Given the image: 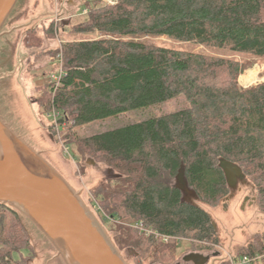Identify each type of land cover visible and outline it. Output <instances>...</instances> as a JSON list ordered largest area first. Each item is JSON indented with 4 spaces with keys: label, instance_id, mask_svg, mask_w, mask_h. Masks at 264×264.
Listing matches in <instances>:
<instances>
[{
    "label": "trees",
    "instance_id": "16d2710c",
    "mask_svg": "<svg viewBox=\"0 0 264 264\" xmlns=\"http://www.w3.org/2000/svg\"><path fill=\"white\" fill-rule=\"evenodd\" d=\"M98 1L85 8L88 14L72 32L101 37L50 51L42 50L39 38L25 41L37 63L62 54L58 84L45 82L38 100L45 113L61 115L50 130L116 173L89 201L104 212L96 211L116 247L131 250L136 264H174L180 239L188 243L186 253H219L217 228L200 204L214 207L229 195L222 160L241 168L264 213V83L241 86L250 63L237 58L264 59V0ZM60 26L67 29L52 21L47 37L54 39ZM160 37L214 53L153 41ZM180 95L190 103L184 110L88 137L77 134L81 126ZM179 176L193 192L189 199L175 184ZM24 219L0 204V264H13L15 255L19 264L34 258ZM140 224L151 233L140 231ZM236 257L264 264V232Z\"/></svg>",
    "mask_w": 264,
    "mask_h": 264
},
{
    "label": "rangeland",
    "instance_id": "374dc122",
    "mask_svg": "<svg viewBox=\"0 0 264 264\" xmlns=\"http://www.w3.org/2000/svg\"><path fill=\"white\" fill-rule=\"evenodd\" d=\"M102 4L114 5L116 0H101ZM114 2V4L110 3ZM98 0H19L12 14L3 27L5 33L0 39V115L31 118L36 124L45 140L56 147L55 153L66 172L69 180L74 186L81 189V193L86 205L101 222L94 208L90 205L89 198L91 192L109 178L115 177L116 173L102 163H97L91 157H82L71 145H64L63 141L55 138L50 130V126L55 124L49 113H45L39 106L38 100L44 96L42 85L51 81L57 74V58L53 56L43 62L37 63L33 56V50L28 49L25 41L40 39L43 41L42 50H60L63 42L75 39H96L101 37L99 32L88 34H74L73 26L83 21V9L93 7L98 4ZM89 10V9H88ZM89 12V11H88ZM63 23V27L55 30V38L49 39L46 30L52 21ZM33 29L36 34L31 33ZM31 33V34H30ZM160 45L176 46L214 53L212 49L203 46H192L191 44H178L165 37L153 40ZM19 51H23L22 56L26 58L24 68L20 67ZM239 60L250 63L247 70L240 76L239 83L243 87H251L264 83V59L252 58L249 56H237ZM251 70H255L256 79L247 84L242 78L248 76ZM248 71L247 75H244ZM55 72L52 76L51 74ZM45 76L35 78L38 74ZM190 106L184 95L177 96L166 102L151 105L145 108L130 111L118 117L99 120L77 129L80 137H88L102 132L110 131L139 121L147 120L151 117H158L165 114L184 110ZM59 132L57 131V134ZM61 138V135H60ZM175 184L180 186L179 178ZM189 199L192 195L186 193ZM210 215L217 228L220 241L218 248L219 256L212 257L214 253H208L210 260L208 264H223L228 262V256L236 257L238 251L252 240L255 234L264 232V213L259 209L253 186L246 181H239L238 185L230 190L229 195L217 206L201 205ZM97 209V208H95ZM113 221V220H110ZM28 229L31 241L34 244L35 256L29 259L26 264H38L37 255L40 248L36 243L30 228ZM102 223V222H101ZM103 225V224H102ZM108 231V227L103 225ZM109 232V231H108ZM112 238V236H111ZM188 243L182 241L178 247V257L174 264H187L183 257ZM123 258L129 264H136L134 253L129 249L120 250ZM27 255V252H23ZM19 255H15L13 264H19L16 260Z\"/></svg>",
    "mask_w": 264,
    "mask_h": 264
},
{
    "label": "water",
    "instance_id": "95a60500",
    "mask_svg": "<svg viewBox=\"0 0 264 264\" xmlns=\"http://www.w3.org/2000/svg\"><path fill=\"white\" fill-rule=\"evenodd\" d=\"M18 1L9 0L0 15V39ZM55 149L31 118L0 115V204L25 218L40 248L38 264H129L69 180ZM220 167L231 189L245 178L231 162L222 160ZM179 181L193 195L183 176ZM185 260L207 264L210 256L190 254Z\"/></svg>",
    "mask_w": 264,
    "mask_h": 264
},
{
    "label": "built area",
    "instance_id": "2783aa9c",
    "mask_svg": "<svg viewBox=\"0 0 264 264\" xmlns=\"http://www.w3.org/2000/svg\"><path fill=\"white\" fill-rule=\"evenodd\" d=\"M110 3H112V2H110ZM112 4H114V2ZM82 13L84 15H86L88 13V10L85 9V10H83ZM22 53H23V51H19V53H18L19 56L18 57H19L20 67L23 69L24 65L26 63V58L22 56ZM57 60H58V63L61 64V61H62V54L61 53L58 55ZM62 74H63V72H62V68L60 66L58 74H56V75H54L52 77V81H56L57 84H58L59 78L61 77ZM49 117L53 118L54 121H55L56 126H58L57 125V120L61 117L60 113L55 111V110H53L52 112L49 113ZM57 130H58V127H57ZM96 208H97L96 210H97L98 213L104 214V212L102 211V209H100V207H96ZM108 220H112V219L108 218ZM138 228L140 229V231L146 232L147 234L151 233L147 229H144L141 224L138 225ZM182 241H184V240L180 239L179 240V244ZM257 259L258 258H252V257H233V256H228V263L229 264H253Z\"/></svg>",
    "mask_w": 264,
    "mask_h": 264
},
{
    "label": "bare ground",
    "instance_id": "6f19581e",
    "mask_svg": "<svg viewBox=\"0 0 264 264\" xmlns=\"http://www.w3.org/2000/svg\"><path fill=\"white\" fill-rule=\"evenodd\" d=\"M9 0H0V15L6 8V5L8 4ZM256 79V72L255 70H251L248 74V76L242 78L241 80L245 81L247 84H251Z\"/></svg>",
    "mask_w": 264,
    "mask_h": 264
},
{
    "label": "flooded vegetation",
    "instance_id": "af4514ba",
    "mask_svg": "<svg viewBox=\"0 0 264 264\" xmlns=\"http://www.w3.org/2000/svg\"><path fill=\"white\" fill-rule=\"evenodd\" d=\"M190 254H196V253H187V255H185V256L183 257V261H184L185 263H187V264H194V262L191 261V260H189V261L185 260L186 257H187L188 255H190ZM202 255H204V256H209V255H207V254H202ZM210 259H211V258H210ZM207 264H208V263H207Z\"/></svg>",
    "mask_w": 264,
    "mask_h": 264
}]
</instances>
